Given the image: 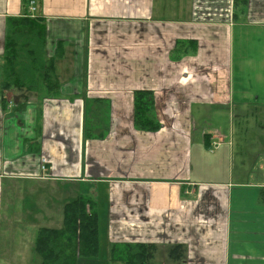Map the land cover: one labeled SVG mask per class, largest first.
<instances>
[{
  "label": "crops",
  "instance_id": "obj_1",
  "mask_svg": "<svg viewBox=\"0 0 264 264\" xmlns=\"http://www.w3.org/2000/svg\"><path fill=\"white\" fill-rule=\"evenodd\" d=\"M24 1L0 0V264H41L39 231L62 229L81 195L96 202L99 253L78 264H125L111 250L126 244L154 245L150 264H264V159L245 180L206 182L192 149L200 108H264V87L233 94L231 64L232 31L264 30V0H173V11L159 0H26L45 19L47 57L63 48L57 96L41 79L33 93L2 88L8 19L29 11ZM141 90L153 92L157 132L135 126ZM201 138L202 152L223 155L219 129Z\"/></svg>",
  "mask_w": 264,
  "mask_h": 264
},
{
  "label": "trees",
  "instance_id": "obj_2",
  "mask_svg": "<svg viewBox=\"0 0 264 264\" xmlns=\"http://www.w3.org/2000/svg\"><path fill=\"white\" fill-rule=\"evenodd\" d=\"M46 50L47 28L43 17L28 16L27 8L24 16L9 18L2 65L3 90L33 93L41 79L49 95L57 96L60 87L55 74V60L62 57L63 48L59 44L54 58H48ZM153 107V92L136 91L134 120L138 130L154 133L161 129ZM209 137H204L207 146ZM98 226L96 202L90 196L81 195L65 207L62 229L39 231L35 249L41 264H78L80 259L96 258L99 253ZM154 253V245H115L111 250V260L125 264H150Z\"/></svg>",
  "mask_w": 264,
  "mask_h": 264
},
{
  "label": "rangeland",
  "instance_id": "obj_3",
  "mask_svg": "<svg viewBox=\"0 0 264 264\" xmlns=\"http://www.w3.org/2000/svg\"><path fill=\"white\" fill-rule=\"evenodd\" d=\"M159 1L166 3L173 11V0ZM174 17L173 12L167 14L168 19H175ZM232 34L233 94L237 98L240 94L247 95V93L260 95L259 92L263 91L264 87V61H259L261 44L264 42V30L236 28ZM248 57L253 60L248 61ZM193 117L197 122L192 143L193 159L197 166L194 175L206 182L219 183L228 181L231 172L235 182L245 180L243 177L247 171L249 174L254 171L258 172L255 164L259 162V159H264V144L254 139L261 135L264 136V108L262 106L251 104L246 109H241L240 104L235 102L222 108H200L199 112H194ZM216 129H219L227 139L220 158H214L212 154L202 152L203 148L200 146L201 134L213 133ZM230 139L231 146H229ZM215 169L216 173H214ZM103 198L101 195V200ZM5 234V241L10 244V234ZM13 252L14 250L11 251Z\"/></svg>",
  "mask_w": 264,
  "mask_h": 264
},
{
  "label": "built area",
  "instance_id": "obj_4",
  "mask_svg": "<svg viewBox=\"0 0 264 264\" xmlns=\"http://www.w3.org/2000/svg\"><path fill=\"white\" fill-rule=\"evenodd\" d=\"M34 4L35 3L33 1L29 3L30 6H29V11H28V16H30L32 18L35 17L34 16V12L36 11L35 7H34ZM43 170L46 171V167H43Z\"/></svg>",
  "mask_w": 264,
  "mask_h": 264
}]
</instances>
